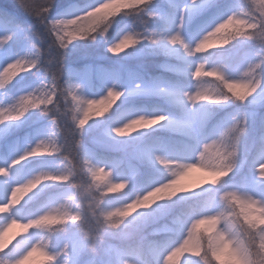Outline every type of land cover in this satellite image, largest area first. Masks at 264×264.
<instances>
[{
  "label": "clouds",
  "instance_id": "9594fccd",
  "mask_svg": "<svg viewBox=\"0 0 264 264\" xmlns=\"http://www.w3.org/2000/svg\"><path fill=\"white\" fill-rule=\"evenodd\" d=\"M3 5L0 264H264V0Z\"/></svg>",
  "mask_w": 264,
  "mask_h": 264
},
{
  "label": "rangeland",
  "instance_id": "374dc122",
  "mask_svg": "<svg viewBox=\"0 0 264 264\" xmlns=\"http://www.w3.org/2000/svg\"><path fill=\"white\" fill-rule=\"evenodd\" d=\"M83 52H85V51H83ZM87 52H88V50H87ZM89 52L94 53L96 51L89 49ZM97 55H98V53L95 56H93V58L89 59L88 57H86V54L83 55L81 53H74V54L72 53L71 54L72 62H70L69 64L77 66V67L83 66L84 64H87V63H92L94 65L95 64H103L105 66H107L109 64V62H107V61L105 62L106 64H104L101 62V60L96 59ZM69 58H70V56H69ZM135 60L138 61V59H135ZM126 65H130V64H126ZM132 66H137V67H132ZM132 66H126V70H132L133 72H137V71L142 72V71H140L141 61H139V65L137 62ZM142 73L145 74L146 76L149 75L148 73H145V72H142ZM140 99L143 101H139V102H135V103L148 105V106H151L153 103H155V101L151 98H140ZM32 124H34V122H29L28 125H32ZM36 129L33 130L31 133L19 134L18 132H15L14 133L15 135L11 138H7V136L4 135L5 133L0 132V158H3L4 156L7 155L8 146L13 144V141L18 142L19 147L21 149L23 147L25 140L31 139L33 134L35 133ZM12 131H16V130L12 129ZM16 133H18V134H16Z\"/></svg>",
  "mask_w": 264,
  "mask_h": 264
},
{
  "label": "trees",
  "instance_id": "16d2710c",
  "mask_svg": "<svg viewBox=\"0 0 264 264\" xmlns=\"http://www.w3.org/2000/svg\"><path fill=\"white\" fill-rule=\"evenodd\" d=\"M3 4H4V1L0 0V5H3ZM83 51H85V50H80V51H77V52H74V53H81L83 55L86 54V57H88L89 59L93 58V56H95L97 54V52L90 53L89 50H88V52H87V50L85 52H83ZM160 59L161 58H159V57H151V56L145 57L143 59H138V61L133 59V60L127 61L126 64H130V65H126V66H132V65H134L137 62H138V65H139V61H141V68L140 69H142L144 71H147L150 75H152V76H155V75H167L166 73H164L162 70H160L157 67V64L160 63ZM68 62L69 63L72 62L71 55H70V58H69ZM101 62L106 64L105 63L106 61H102L101 60ZM134 67H137V66H134ZM28 124H26L23 127H20V128H17V129H13V130H16V131L10 130L7 133H5L4 135L7 136V138H9L15 132H18V133L22 134V133L33 131V129H36V128L40 127V125L38 123H34L32 125H28Z\"/></svg>",
  "mask_w": 264,
  "mask_h": 264
},
{
  "label": "snow or ice",
  "instance_id": "6c2138e0",
  "mask_svg": "<svg viewBox=\"0 0 264 264\" xmlns=\"http://www.w3.org/2000/svg\"><path fill=\"white\" fill-rule=\"evenodd\" d=\"M4 7H5L4 5H0V9H3ZM17 18H18V14H16L14 6L10 7L7 12L0 10V22L14 23ZM19 150H20L19 143L15 142L8 146L7 155L4 156L3 158H8L9 156L15 154Z\"/></svg>",
  "mask_w": 264,
  "mask_h": 264
}]
</instances>
